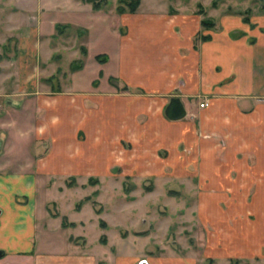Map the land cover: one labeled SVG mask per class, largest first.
<instances>
[{
    "label": "rangeland",
    "instance_id": "obj_1",
    "mask_svg": "<svg viewBox=\"0 0 264 264\" xmlns=\"http://www.w3.org/2000/svg\"><path fill=\"white\" fill-rule=\"evenodd\" d=\"M99 1L97 8L93 0H0V166L11 160L9 170L37 175L42 249L88 252L98 264L130 253L135 264H264L257 243L263 198L245 191V182L235 194L234 181L200 173L199 140L211 132L197 127L178 138L177 119L165 108L171 97L182 99L179 89L152 94L136 87L127 95L124 85L122 98L111 92L120 83V48L141 23L173 18L171 32H182L184 18L197 41L231 29L239 36L264 24V0H139L134 12L127 2L135 0ZM39 19L47 38L24 65L18 32ZM28 77L27 90L39 86L57 102L40 107L20 84ZM98 89L107 97L105 132L89 98ZM157 116L170 126L159 129L151 121Z\"/></svg>",
    "mask_w": 264,
    "mask_h": 264
},
{
    "label": "crops",
    "instance_id": "obj_2",
    "mask_svg": "<svg viewBox=\"0 0 264 264\" xmlns=\"http://www.w3.org/2000/svg\"><path fill=\"white\" fill-rule=\"evenodd\" d=\"M167 18L162 23L148 20L141 23L139 31L130 33L126 47L120 48V83L111 92L122 98L124 93L118 90L124 85L130 88L127 95L135 93L136 87L152 94H168L178 88L187 109L186 118L175 119L178 138L188 139L197 127L211 132L210 137L199 140L200 173L211 180L234 181L235 194L242 188L247 192L254 188L264 204V24L256 21L255 27H242L244 33L239 36L232 37L231 29L211 40L197 41V31L188 19L180 20L186 25L182 32H171L173 18ZM43 37L47 35L40 19L37 24L23 23L18 32V48L24 65L33 50L44 45ZM29 79L20 81L26 90L30 89L27 84L33 82ZM35 88L27 91L33 93L31 97L40 107L57 102L55 95L40 92L39 86L36 93ZM96 93L89 98L97 102L101 117L98 128L105 132L107 97L99 89ZM8 94L15 98L18 95V100L22 96L20 92ZM203 96L209 99L205 106L199 104ZM155 120L159 129L169 124L160 116L151 119ZM87 124L90 129L89 120ZM16 161L26 163L25 158ZM10 163L14 161L0 166V264H98L97 257L88 252L73 250L62 255L42 249L37 175L25 167L9 170ZM238 181L245 185L240 188ZM261 210L263 220L257 243L264 245V206ZM130 254L115 256L114 264H135L137 256Z\"/></svg>",
    "mask_w": 264,
    "mask_h": 264
},
{
    "label": "water",
    "instance_id": "obj_3",
    "mask_svg": "<svg viewBox=\"0 0 264 264\" xmlns=\"http://www.w3.org/2000/svg\"><path fill=\"white\" fill-rule=\"evenodd\" d=\"M166 115L171 119H179L186 115L187 110L180 96H173L165 108ZM143 264H149L147 260Z\"/></svg>",
    "mask_w": 264,
    "mask_h": 264
},
{
    "label": "trees",
    "instance_id": "obj_4",
    "mask_svg": "<svg viewBox=\"0 0 264 264\" xmlns=\"http://www.w3.org/2000/svg\"><path fill=\"white\" fill-rule=\"evenodd\" d=\"M91 1V0H90ZM93 4L98 8L99 6V3H100V1L99 0H93ZM137 2H139V0H135V1H128L127 3L129 4V11H132V12H134V11H136V9H137ZM119 10L121 11V12H124V11H127L126 10V7L125 6H119ZM204 24L206 25V26H210V25H212L213 24V22L211 21V19H209V18H204ZM99 55V54H98ZM100 56V55H99Z\"/></svg>",
    "mask_w": 264,
    "mask_h": 264
},
{
    "label": "built area",
    "instance_id": "obj_5",
    "mask_svg": "<svg viewBox=\"0 0 264 264\" xmlns=\"http://www.w3.org/2000/svg\"><path fill=\"white\" fill-rule=\"evenodd\" d=\"M209 103V101H202L201 103H200V105L201 106H205V105H207Z\"/></svg>",
    "mask_w": 264,
    "mask_h": 264
}]
</instances>
